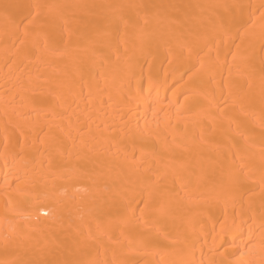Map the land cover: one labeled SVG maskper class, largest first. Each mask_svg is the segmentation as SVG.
<instances>
[{
    "label": "bare ground",
    "instance_id": "obj_1",
    "mask_svg": "<svg viewBox=\"0 0 264 264\" xmlns=\"http://www.w3.org/2000/svg\"><path fill=\"white\" fill-rule=\"evenodd\" d=\"M0 264H264V0H0Z\"/></svg>",
    "mask_w": 264,
    "mask_h": 264
}]
</instances>
